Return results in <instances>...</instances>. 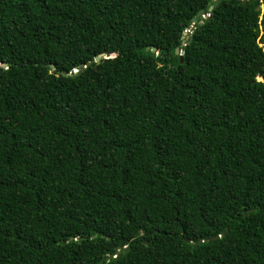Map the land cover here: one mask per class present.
I'll list each match as a JSON object with an SVG mask.
<instances>
[{"label":"trees","instance_id":"16d2710c","mask_svg":"<svg viewBox=\"0 0 264 264\" xmlns=\"http://www.w3.org/2000/svg\"><path fill=\"white\" fill-rule=\"evenodd\" d=\"M212 2L0 0V264H264V0Z\"/></svg>","mask_w":264,"mask_h":264},{"label":"water","instance_id":"95a60500","mask_svg":"<svg viewBox=\"0 0 264 264\" xmlns=\"http://www.w3.org/2000/svg\"><path fill=\"white\" fill-rule=\"evenodd\" d=\"M212 1H213V2H212V5L209 6L208 9H207L208 11H210V10L212 9V6H214L219 0H212ZM263 11H264V7H263L262 5H260V13H262ZM199 16H201V17L203 18V16H202V11L197 12L196 17H199ZM195 23H196V18H195V17L191 18V20H190V24L193 25V24H195ZM199 23H202V20H200ZM185 33H186V31H183V36H182V38H181V44H183V42H184V35H185ZM260 35H261V34H260ZM257 40H258V38L256 39V41H257ZM258 45L261 46V44H258ZM147 49H148V48H145V50H147ZM150 51H151V52H154V49L151 48ZM174 54L178 56V61L181 62V55H180L179 50H178L177 48L174 49ZM101 57H104V55H103V54H99V55H97V56L95 57V61L99 60ZM82 68H83V67H79L78 69H76V70L70 72L69 74H71V73H73V72H76V73H77V72H79ZM213 238H215V237H213ZM127 249H128L127 247H124V248L122 249V252H125ZM117 256H119V255H117Z\"/></svg>","mask_w":264,"mask_h":264}]
</instances>
